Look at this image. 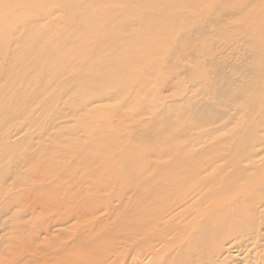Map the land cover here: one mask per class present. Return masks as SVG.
<instances>
[{"label": "bare ground", "instance_id": "1", "mask_svg": "<svg viewBox=\"0 0 264 264\" xmlns=\"http://www.w3.org/2000/svg\"><path fill=\"white\" fill-rule=\"evenodd\" d=\"M96 2L98 5L107 3L105 0ZM127 3L133 4L130 19L122 23L124 18L95 40L90 32L97 30L105 20L106 25L114 22V16L107 17L111 12L105 14L103 21L93 23L86 17L89 10L81 9L83 17L77 20L75 4L62 3L59 9L63 10V16L72 24L77 20L88 28V35L65 36V30L58 32L51 42L54 53L50 44L49 53L43 49L36 57L39 60L48 53L49 59L52 53L59 51L69 58L57 67L37 64L38 72H48L56 79L72 72L70 78H66L67 91L72 90L69 87L77 88V84H72L73 78L78 82L90 81V85L80 89L87 99L86 105L80 100L74 108L88 110L81 128L93 134L97 132L96 138H138L143 143L157 138L159 145H163V136L203 138L223 133L222 137L227 138H212L208 147L229 143L223 147L222 155V159L233 158L229 161L228 177L200 176L199 164L192 165L197 156L187 158L181 165L178 162L177 165L163 164L160 169L156 168L160 164H150L144 169L111 171L109 165L95 162V147L89 142L59 140L52 144V153H39L36 163L42 168L30 175L34 183L38 180L49 183L41 184L34 194L35 203L21 209L29 213L32 220L39 218L33 221L35 230L28 241L40 240L41 244L36 242V250L19 259V224L5 219L12 210L8 203L0 202V264H48L50 261L61 264L62 251L55 248L60 243L58 239L66 235L67 228L79 229L77 237L81 238L83 222L85 226L88 223L86 234L97 230V236L113 242L104 243L102 251L86 250L72 261L64 256V264H124L125 261L128 264H213V258L219 256L220 247L228 238H224L221 230L227 229L229 236L240 240L248 235L251 226H258L264 218V0H128ZM179 6L184 11L170 12L172 7ZM235 18L241 22L236 24ZM3 21L0 15V80L9 75L19 78V69L24 79H28L35 68L29 70L19 65V34L14 33L19 29V22L8 25L4 34L1 33L4 32ZM44 35L33 37L26 45L44 43L47 39ZM71 42L80 43L79 47L69 48ZM121 51L127 55L123 57ZM98 55L122 64L125 58H131L135 65L130 69L105 70V66L95 64L98 59L97 62L92 59ZM76 66H79L77 71H72ZM53 84L55 92L53 90L41 102L43 106L51 102L61 82ZM113 84L131 85L130 105L134 107L132 116L125 120L129 124L115 131L108 130L104 121L95 127L99 108L90 105L103 100L107 94L104 90ZM11 85L19 95V79ZM150 85H153L152 90ZM165 89L170 93L164 94ZM110 97L126 99L116 92ZM120 103L127 105L125 100ZM48 109L50 112L53 108ZM62 116L60 112L52 120ZM12 118H19V110L7 120ZM2 122L0 129H4L6 123ZM2 138L0 135V150L5 153L8 144ZM95 144L109 146L103 142ZM127 154L137 157L136 153ZM149 155L163 157L156 151ZM57 158L62 160L57 161ZM70 158L81 166L66 164ZM27 159L29 162L21 160L34 169V156ZM27 171L12 170L16 180L25 179ZM5 173L2 170L0 180L7 175ZM51 177L54 179L49 181ZM86 184L92 185L93 190ZM221 184L226 194L210 187V191L213 189L218 195L210 206L197 213V216L204 215L202 221L173 219L170 192L182 194V201L186 203L189 196L193 198L203 187ZM117 195L118 203L113 204ZM35 206L43 212L41 216ZM99 211L103 212L100 217L95 215ZM88 212L93 213L90 214L94 217L92 222L85 221ZM104 214L106 217L101 218ZM167 216L170 218L165 219ZM53 227L57 229L54 231ZM147 243L149 248L145 249ZM213 245L218 248L217 252L212 249Z\"/></svg>", "mask_w": 264, "mask_h": 264}, {"label": "rangeland", "instance_id": "2", "mask_svg": "<svg viewBox=\"0 0 264 264\" xmlns=\"http://www.w3.org/2000/svg\"><path fill=\"white\" fill-rule=\"evenodd\" d=\"M105 1H107V3L98 5L96 0H0V15L3 16L4 20V28L2 29V31L4 32L1 33L5 34V31L8 29V25L12 23L16 24V22H19V29L17 28L16 32H14L17 35L19 34V65L21 64L22 67H26L29 70L35 68L31 71V75L28 79H24L25 77L22 74V71L19 69V78L16 75H9V77H4L3 80H0V122H6L4 125V129H0V135L4 137L2 138V140L4 142L7 141L8 144V147L6 148L7 152L2 153L0 150V173L2 172V170H5L7 173V175L5 177L3 176L0 180V202L8 203L12 210L4 216L5 219L11 220V222L13 223L17 222L19 224V259L31 255L33 250H36L37 244H41L39 242L40 240H36L34 242H30V240L28 241L30 233L32 234L35 230L34 227H32V224L34 223L33 221L37 220L38 217L32 220L31 215L26 211L23 212L21 209H24L27 205H31L33 201L35 203L34 197L36 195V192L40 190L41 184L49 183L42 182L41 180H38L34 183V179L30 175L36 174L35 171H37L38 168H42L39 167L36 163L39 153H42L43 151L52 153L53 150L51 149V146H53L52 144H55L54 142H57L59 140H63L65 142L70 141V143H76V141H82L83 143L89 142L92 146L95 147V149H93V159H95V162L97 164H100L101 166L109 165L111 167V171H116L117 169L124 170L126 168L144 169L145 167L148 168L150 164H160L158 167H156L160 169L163 164L166 166L169 165V163L172 165L176 163L177 165L178 162L181 165L182 162L186 161L187 158L189 159L191 156H197L194 158V164L192 165L199 164L197 166L200 167L197 168H201V170L199 171L200 176H207L211 178H217L218 176H221L227 179L228 173L231 169L228 166L230 164L229 161H231L233 158L231 156H228L225 157V159H222V155L224 154L223 147H225V145L229 146V143L222 142L215 147H208V144L212 142V138H227L222 137L223 133L221 132L219 133V136H216V134H214L212 137L209 136L203 138H190L188 136H182L180 138H167V136H163L162 138L165 139V143L163 145H159L160 143L156 140L157 138H153L152 141L146 143H143L141 139L138 138H135V140L134 138H96V136L99 135L97 132L93 134L92 132H86V130L81 128V125L83 124L82 122L85 118L84 116H87L85 114L89 113L87 112L88 110H76V107L74 108L75 104L80 102V100L83 101V105H86L85 102L87 101V99L86 97H83L84 93H80V89L81 87L83 88V86L90 85V81L86 80L78 82V80L73 78L72 84H77V88L69 87V89L72 90L67 91L65 88V83L67 84L66 78L70 76L72 72H69L71 74H65L63 77L57 79L55 78V76L50 75L48 72H45L43 74H40L38 72L39 69L37 67V64H48L50 66L57 67L61 65V61H65L69 58L66 56L65 52L61 53L59 51H55V55L53 54L54 52L52 48H54V46L53 43L51 44V42L53 40V36L58 32L65 30V36L73 35V33L76 34V37L81 34L85 36L88 35V28L84 27V25L82 24H79V22L77 21L78 19H80V17H83L81 15V9H84V11L89 10L88 12H86V17H89V19L93 23H99V21H103V18H105L104 16L107 12H111L107 17L112 15L115 18V21L109 23L108 25H106L107 22L105 23V20L97 30L90 32V37L91 35L93 36L92 40H95L96 37L98 38L99 35H102L104 30H111L113 28V25H116L120 21L122 22L124 18L125 20L122 23L127 22L128 19H130V15L132 16L133 13H131V10L133 4L127 3L128 0ZM62 3L75 4L76 11L78 13L75 23L72 24V22H69L68 19L63 16L65 15L63 10L59 9ZM181 11H184V9L180 6L172 7V9L170 10L171 13ZM120 16L124 17L118 19ZM234 21L236 24L241 22V20H239L238 18H235ZM42 33L45 34L44 36L47 35V39H45L44 43H38L35 46L26 45L27 41L31 40L33 37L40 36ZM50 44V48L52 50L51 52L53 53L48 59L49 51L47 50V47L48 45L50 46ZM79 44L80 43L78 42H71L69 44V48L79 47ZM28 47H30V49ZM43 49L47 50L48 53L39 57L38 60V57L36 56L41 54L40 51ZM120 53L123 57L127 55L123 54L122 51ZM164 54L163 56L166 55ZM29 56L31 58H29ZM26 57H28L29 59H26ZM32 57H34V59L36 58L37 61H34ZM45 58H47V60H45ZM100 58L101 57H99L98 55L93 57L92 59L94 61L98 59V62L100 61L101 63H98L97 61V63H95L94 61L93 62L99 67L105 66V70H107L108 68L112 70L116 68L124 70L130 69L132 65H135L134 59L131 58H125L124 60L126 61H124L123 64L120 62H114L113 58H110L111 60L109 59V61L107 59L104 60ZM77 68H79V66L73 68L72 71L75 70L74 72H76ZM165 74H167V71H165ZM205 76L206 75H204V77ZM69 78L70 77H68V79ZM17 79H19V95H17V90L11 85ZM53 81L58 83L61 82V85L56 90V96L54 95V97L50 100L51 102L43 106L41 102L47 99L49 97V94L53 92V90L55 92L56 88L54 87V84L52 86V83H54ZM118 85L119 84H113L110 87L106 88L104 90V94H107L102 97L103 100L91 102L90 105L99 108L97 109V114L95 117V119L97 120L95 127H99L101 125L100 122L104 121V124L106 123L105 126L108 127V130L115 131L116 129L125 128L129 124V122L125 120L127 118H130L132 116V112H134V107L130 105V99L132 97V91L130 89L131 85H124L123 87L122 85H119L120 87ZM149 89L152 90L153 85H150ZM115 92L120 93L123 97H126V99L124 98L122 100H125L127 105H123V103L121 104L120 102L122 100L116 97H110H113L115 95ZM164 92V94L170 93V91L167 89H165ZM15 99L17 101H15ZM49 105L50 107H48ZM87 107L89 109V106ZM48 108L53 109L52 111L48 112ZM18 110L19 118H12V120H7L9 116L14 114ZM60 112L63 116L52 120V117ZM118 115H122V117L119 121H115L119 117ZM102 133H104V131ZM98 142H103L106 144L108 143L109 146L99 147V145L95 144ZM152 151H156V154H163V157L157 158V156L153 157V155H149V153H152ZM128 152L136 153L137 157H130L129 154H127ZM27 156H34V161L36 164L34 165V169H31L30 166H26V164L22 162L21 159L23 158L26 159L27 162H29ZM61 160L62 158H57V161ZM66 164L74 165L75 167L81 166L78 161L73 162L72 158H70L68 160V163ZM5 166L7 168H5ZM8 166H11L12 169H8ZM19 169L21 170V172L28 170V175L25 179L19 178V180H16L14 172H12V170H15L17 173H19ZM152 170L154 171L155 168ZM53 179L54 177H51L49 181H52ZM85 186L93 190L92 185L86 184ZM210 187L221 189L223 191L222 194H226L225 187H223L222 184L215 186L209 185L203 187L201 189V192L195 194L193 198L190 199L191 196H189L187 199H189L190 201L188 200L186 203H184L182 201V194H178L176 190V192H170L171 194H169L168 199H173L170 204L171 208L173 209V211L171 212L173 219L180 220L181 218L189 222H192L195 219L198 220V222L202 221L204 215L197 216V213L201 211V209L205 210L207 206H210L218 195V193L213 189L212 191H210ZM221 190H219V192ZM29 191H31L32 193ZM118 198V195L114 197L113 204L118 203L116 201V199ZM214 208L216 209V206ZM218 209H222V207ZM39 210L40 208L38 206H35L36 213L38 212V216H41L43 212L41 213L39 212ZM14 211L17 213H14ZM101 213L103 212L99 211L95 215L99 216V214ZM90 214L91 216L93 215V213L88 212V215L86 217L87 220L85 219L86 222L93 221L94 217H91ZM169 216H167L165 219H169ZM103 217L105 218L106 215H102L101 218ZM111 221L113 222L112 218ZM263 221L264 218L258 222V226H251L248 235L244 236L240 240L237 238L235 239L233 236H229L227 234V229L221 230L224 238H228L224 241L223 246L220 247L221 252H219V256L213 258V264H264V229H260L262 226H264ZM87 226L88 223L86 224V226L85 222L82 223L80 230H83L82 232L84 233L82 234L84 235L81 236V238L77 237L79 229H74L75 231H77L75 232L73 231V228H67L66 235L63 234V238L61 237L58 239L60 243H57L55 245L56 247H54L62 251V257L60 258V261L63 264L65 259L64 256L66 258L69 257L70 261H72L73 259L80 258L81 254L85 253L84 251L86 250H93L96 252L102 251L104 243L107 244L113 242L110 238H102L101 236H97V230L90 232V234H86V232L88 231L85 230L87 229ZM55 229H57V227L52 228V230L54 231ZM74 233L75 236H73ZM182 234H185V232H182ZM148 244L149 243H147V245H144L146 247H143L145 249L147 247L149 248ZM122 246L123 245H121L120 247ZM212 249H215L216 252L218 250V248L214 245ZM45 251L46 249L43 250V252ZM19 264L22 263L19 262ZM48 264H52V261H50ZM116 264H121V262H118ZM124 264H128V262L125 261Z\"/></svg>", "mask_w": 264, "mask_h": 264}]
</instances>
